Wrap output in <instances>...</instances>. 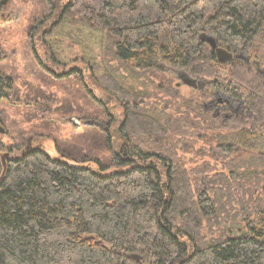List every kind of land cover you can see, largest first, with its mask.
<instances>
[{
  "label": "trees",
  "instance_id": "trees-1",
  "mask_svg": "<svg viewBox=\"0 0 264 264\" xmlns=\"http://www.w3.org/2000/svg\"><path fill=\"white\" fill-rule=\"evenodd\" d=\"M45 2L55 27L105 31L111 61L135 76L160 72L162 60L207 90L186 100L171 81L157 86L188 106L187 119L168 118L166 128L111 72L94 75V86L125 109L116 137L110 115L96 126L104 146L88 159L96 169L77 164L57 142L59 158L34 147L7 162L0 264H264V155L251 145L264 135V0ZM205 34L249 61L221 63ZM7 89L12 82L0 78V100ZM218 91L241 100L246 113L225 118L199 104ZM195 139L207 145L201 155L228 172L210 162L188 168L183 159L194 153Z\"/></svg>",
  "mask_w": 264,
  "mask_h": 264
},
{
  "label": "rangeland",
  "instance_id": "rangeland-1",
  "mask_svg": "<svg viewBox=\"0 0 264 264\" xmlns=\"http://www.w3.org/2000/svg\"><path fill=\"white\" fill-rule=\"evenodd\" d=\"M47 9L45 0H10L4 16L0 14V77L14 84L12 90H6L7 98L0 100V126L6 130L0 155L12 148L19 155L31 142L52 157L59 158L62 155L59 151H64L77 164L96 169L97 164L88 161L104 149L103 136L96 126L109 123V116L114 115L117 121L110 130L116 137L125 109L112 93L94 86V75L111 72L127 90L141 96L144 113L166 128L168 118L187 119L188 106L176 103L168 91L157 86L166 87L171 81L186 100L195 99L207 90L185 85L180 76L187 72L162 60L158 63L160 72L151 69L142 71L140 78L135 76L129 64L125 67L111 61L105 31L82 23L55 27L58 18L46 15ZM34 30L37 31L33 34ZM80 73L82 79L78 77ZM109 96L113 99L108 103ZM234 99V106L242 104L238 98ZM207 103L199 102L202 106ZM74 117L81 119L79 126L72 121ZM261 137L251 145L257 154L264 155V135ZM230 138L235 135H229ZM194 143V153L183 159L188 168L203 167L210 162L228 172L209 156L201 155L199 151L206 149V143L200 139ZM83 159L86 161L81 163ZM2 173L0 158V177Z\"/></svg>",
  "mask_w": 264,
  "mask_h": 264
},
{
  "label": "flooded vegetation",
  "instance_id": "flooded-vegetation-1",
  "mask_svg": "<svg viewBox=\"0 0 264 264\" xmlns=\"http://www.w3.org/2000/svg\"><path fill=\"white\" fill-rule=\"evenodd\" d=\"M9 2H10V0H0V14H2L3 16H4L5 10L8 7ZM182 75H186V74H182ZM181 76H180V79H181ZM0 78H2V77H0ZM13 86H14V84L12 82V89H13ZM179 86H180V84H179ZM188 86H190V85H188ZM192 87H194V86H192ZM194 88H196V87H194ZM220 96L223 97V94L220 91H218L216 94H214V99H212L210 102H208L205 105V109L214 112V114L216 116H222V117H225V118H232L234 116H240V115L246 113V110L244 109V106L242 104H238L237 106H234V104H233L234 102L233 101L235 99H234L233 96L227 95V96H224L223 98H221ZM109 102H110V100H108V103ZM32 148H34V147L32 146V143L30 142L28 144L27 148L25 150H22L19 155L12 148V150H10V151L1 153V155H0L1 161H2L3 156H4L5 161H6L5 164H7V162L9 160L16 159L18 156H22L25 153H28L30 150H32ZM5 168H6V166H5Z\"/></svg>",
  "mask_w": 264,
  "mask_h": 264
},
{
  "label": "water",
  "instance_id": "water-1",
  "mask_svg": "<svg viewBox=\"0 0 264 264\" xmlns=\"http://www.w3.org/2000/svg\"><path fill=\"white\" fill-rule=\"evenodd\" d=\"M202 40L204 42L210 44V46L212 47V49L216 53L217 59L221 63L226 64V63H229L230 61L235 60L236 58H239V59H243L244 58V56H242V55H234L232 52H229L228 50H226V49H224L222 47H219L216 39L213 38L210 35H203L202 36ZM245 60L249 61V57H245ZM260 72L262 74H264V69H261ZM181 80L186 85H190V86H194V87H196L198 85V82L196 80H192L186 75H182L181 76ZM73 121H75L77 123V125L80 124V118H77V117L73 118ZM91 124L93 125V122H91ZM5 131L6 130L4 128H2V126H0V133H5ZM2 163H3V168H4V171H5V166H6L5 163H6V161H5L4 156H3V159H2ZM4 171H3V173H4Z\"/></svg>",
  "mask_w": 264,
  "mask_h": 264
},
{
  "label": "bare ground",
  "instance_id": "bare-ground-1",
  "mask_svg": "<svg viewBox=\"0 0 264 264\" xmlns=\"http://www.w3.org/2000/svg\"><path fill=\"white\" fill-rule=\"evenodd\" d=\"M56 10H57V9H56ZM56 10H55V11H56ZM59 11H60V10H59ZM107 31H108V30H107ZM217 68H218V67H217ZM78 75H79V74H78ZM198 75H200V74H198ZM209 75H210V74H209ZM81 76H82V75H81ZM205 76H206V74H205ZM124 95H125V94H124ZM95 96H96V95H95ZM115 96H116V95H115ZM119 97H120V96H119ZM120 99H121V98H120ZM120 99H119V100H120ZM123 100H124V99H123ZM128 101H129V100H128ZM121 102H122V101H121ZM135 102H136V101H135ZM138 103H139V102H138ZM132 106H133V105H132ZM134 107H135V106H134ZM139 107H140V106H139ZM218 109H219V108H218ZM236 110H237V109H236ZM141 111H142V110H141ZM141 111H140V112H141ZM144 114H145V113H144ZM144 118H145V117H144ZM247 118H248V117H247ZM219 122H220V120H219ZM220 124H221V123H220ZM225 125H226V124H225ZM248 125H249V124H248ZM228 126H229V124H228ZM251 127H252V126H251ZM227 132H228V131H227ZM260 158H261V157H260ZM109 171H110V170H109ZM255 185H256V184H255ZM254 188H255V187H254ZM257 188H259V187H257ZM251 193H252V192H250V195H251ZM250 198H251V196H250ZM252 198H253V197H252ZM256 199H257V198H256ZM259 199H260V198H259ZM259 199H258V200H259ZM252 200H253V199H252ZM258 200H257V201H258ZM251 202H252V201H251ZM256 203H257V202H255L254 204H256ZM259 203H260V202H259ZM262 203H263V202H262ZM248 206H249V205H248ZM255 206H256V205H255ZM251 207H253V206H251ZM260 207H261V206H260ZM255 208H257V207H255ZM248 210H249V209H248ZM245 211H246V210H245ZM259 211H260V210H259ZM251 214H252V213H251ZM253 215H254V214H253ZM242 218H243V216H242ZM245 218H246V217H245ZM220 233H221V232H220ZM223 234H224V233H223ZM220 235H221V234H220ZM223 236H224V235H223ZM227 237H228V236H227Z\"/></svg>",
  "mask_w": 264,
  "mask_h": 264
}]
</instances>
